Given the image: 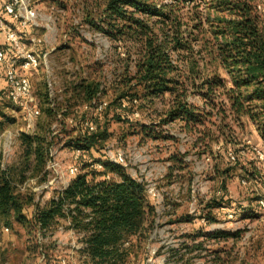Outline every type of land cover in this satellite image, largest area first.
Returning <instances> with one entry per match:
<instances>
[{
	"label": "rangeland",
	"instance_id": "rangeland-1",
	"mask_svg": "<svg viewBox=\"0 0 264 264\" xmlns=\"http://www.w3.org/2000/svg\"><path fill=\"white\" fill-rule=\"evenodd\" d=\"M30 1L37 11L35 22L27 31L18 28L16 23L15 27L26 43L32 36L40 38L39 50L47 56L39 69L29 75L31 99L23 105L10 100L4 102V115H0V171L3 165L12 168L20 163L22 133H32L41 126L50 129L56 136L51 159L61 168L41 176L38 181H32L28 173L29 180L21 190L32 195L36 204L44 206L68 182V168L81 165L82 156L76 159L79 149L67 143L80 135L86 123H91L109 133L105 142L107 158L112 161L115 154L122 153V165L130 176L146 183L148 199L156 207L150 237L135 246L128 264H176L180 258L173 259L171 250L182 247L184 261L179 260L178 264H264V205L258 201L264 197V157L260 158L258 153L264 156V141L256 124L247 116L239 118L232 112L228 89L220 90L214 106L205 103L198 93L200 85L217 68L213 55L220 42L212 33L214 25L208 21L218 13L212 9L213 5H207L212 0L179 5L175 10L182 25L183 43L191 48L174 54V63L190 77L188 101L213 114L193 129L182 119L162 124L166 108L161 102L152 109L135 107L133 113L129 109H117L113 104L111 86L113 81L122 79L129 57L124 44L110 41L99 30L107 25L108 0ZM232 1L240 5L248 3L264 29V0ZM0 41V46L6 48L1 31ZM0 73L5 77V65H0ZM223 77L230 88L229 78ZM82 79L102 82L106 94L92 103L85 102L74 89ZM100 101L108 103L103 113L96 111ZM48 105L59 113L52 121H48L44 112ZM117 114L126 120H118ZM158 134L161 137L155 138ZM94 155L105 158L97 151ZM57 174L60 177L52 189L34 190L43 180ZM225 192L228 193L225 204L217 206ZM33 212V206L25 209L30 218ZM209 213L216 222L208 224L202 218ZM6 229L10 238L6 241L7 248H0L2 263L83 264L78 253L81 247L78 236L64 220L47 236L16 224L14 231ZM198 230L240 236L227 239L204 236L196 242L184 238ZM183 244L190 247L201 244L202 249L189 252Z\"/></svg>",
	"mask_w": 264,
	"mask_h": 264
},
{
	"label": "trees",
	"instance_id": "trees-1",
	"mask_svg": "<svg viewBox=\"0 0 264 264\" xmlns=\"http://www.w3.org/2000/svg\"><path fill=\"white\" fill-rule=\"evenodd\" d=\"M195 1L198 0H170L168 3L108 0L105 9L107 25L99 30L110 41L124 44L129 57L122 79L113 81L111 86L113 104L117 109H129L133 113L135 107L152 109L161 102L166 108L162 124L182 119L189 129L213 116L188 101L190 77L184 75L173 60L174 54L191 48L183 43L176 7ZM211 2L207 5H213L212 9L218 12L208 19L214 25L212 33L220 42L213 55L217 68L200 85L198 93L205 103L214 106L220 90L228 89L232 112L239 118L247 116L256 124L264 141V29L248 3L240 5L232 0ZM223 76L229 78L230 88ZM74 89L87 103L106 94L103 83L96 80L82 79ZM8 100L7 88H4L0 91V115H4V102ZM105 109L99 111L96 108V111L103 113ZM44 112L48 121L59 114L49 105ZM116 117L120 121L126 120L123 115L117 114ZM49 125L51 128V123ZM154 137L160 138L161 135ZM108 138L107 130L85 128L67 143V146L82 152L80 172L41 206L35 203L32 195L22 193L20 186L28 181V173L39 178L48 175L47 165L52 158L51 149L56 144V136L42 126L32 133H22L19 137L23 148L20 163L0 171V225L10 229H14L15 224L25 229L31 227L47 236L64 220L78 236L81 246L78 253L83 264H128V257L135 246L150 237L156 207L148 199L146 183L130 176L122 164L107 158L105 142ZM94 151L102 153L105 158L95 157ZM98 162L102 169L94 166ZM227 196L225 192L217 206L224 205ZM262 199L264 197L258 201ZM29 206L34 207L31 218L25 214ZM202 218L208 224L217 221L211 213ZM204 236L227 239L238 238L240 234L198 230L184 238L196 242ZM183 246L189 252L202 249L201 244ZM182 248L171 250L173 259L180 258L176 264L184 261Z\"/></svg>",
	"mask_w": 264,
	"mask_h": 264
},
{
	"label": "built area",
	"instance_id": "built-area-1",
	"mask_svg": "<svg viewBox=\"0 0 264 264\" xmlns=\"http://www.w3.org/2000/svg\"><path fill=\"white\" fill-rule=\"evenodd\" d=\"M6 16L10 17L13 22L6 20ZM37 18V11L35 7L31 4L30 0H4L0 7V31L3 33L6 48L0 46V65H5V78L7 82V94L9 100L13 104L23 105L27 100L31 99L32 93V83L29 79V75L35 70L39 69L42 61L46 58L47 53H43L39 50V46L42 40L38 37L32 36L28 38V43H26L19 30L15 27L18 26L23 31H27L32 23L35 22ZM106 101H100L96 108L97 110H104L107 106ZM72 121V120H71ZM74 122V121H72ZM86 128L94 130L95 127L91 123H86ZM8 153V152H7ZM260 158H263V154L258 152ZM82 156L80 150L77 151L76 159ZM53 158V157H52ZM234 159V157H233ZM112 162L117 164L124 163V157L122 153H117L114 155ZM95 167L102 169L101 163H96ZM3 168H6L3 165ZM60 164L55 162L54 159L49 160L47 165L48 174L60 169ZM80 172V166L74 164L70 166L67 170V176L69 179L66 182L65 188L73 176ZM60 177L59 174L47 181L41 183L39 186L35 187L34 190L47 191L52 189V187L57 182ZM26 187V183L21 187L23 190ZM264 205V199L259 201ZM8 231V228L6 229ZM43 264H68L65 261L61 262H45Z\"/></svg>",
	"mask_w": 264,
	"mask_h": 264
},
{
	"label": "crops",
	"instance_id": "crops-1",
	"mask_svg": "<svg viewBox=\"0 0 264 264\" xmlns=\"http://www.w3.org/2000/svg\"><path fill=\"white\" fill-rule=\"evenodd\" d=\"M4 0H0V7H1V5H2V2H3ZM6 20H8L9 22H13L12 21V19H10V17H7L6 16ZM4 40V39H3ZM0 44H2V42L0 41ZM2 75H1V73H0V91L1 90H3L4 88H7V82H6V78H3V77H1ZM4 80H5V82H4ZM38 179H39V176L38 177H33L31 180L32 181H34V180H36V181H38ZM29 180V179H28ZM25 184H23V185H21L20 187H22V186H24ZM6 228V226H4V225H0V232H2V234H0V248L2 249V250H5L6 248H7V244H6V241H7V239L8 238H10V236H8L9 234H6L5 233V231H4V229ZM8 229H10V228H8ZM12 231H14V229H12ZM14 235H12L11 236V240L12 239H14V237H13ZM0 264H12V263H10V262H4V263H2V261H1V259H0Z\"/></svg>",
	"mask_w": 264,
	"mask_h": 264
}]
</instances>
